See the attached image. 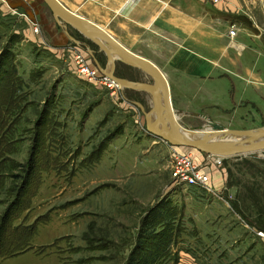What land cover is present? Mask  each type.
Masks as SVG:
<instances>
[{
  "label": "rangeland",
  "instance_id": "1",
  "mask_svg": "<svg viewBox=\"0 0 264 264\" xmlns=\"http://www.w3.org/2000/svg\"><path fill=\"white\" fill-rule=\"evenodd\" d=\"M241 1L251 5L263 31L258 42L264 43V0ZM4 24L0 18V55L5 52L16 65L23 100L20 110L8 117L0 223L18 198L25 171L32 167L28 208L16 224L33 226L36 235L31 250L1 258L0 264H127L144 219L160 203L177 212L178 232L159 264H264V231L250 225L257 209L246 203L245 210L241 200L251 189L254 201L264 207V152L224 156L222 165L216 166V156L157 140L148 132L154 116L148 92L91 82L80 73V63L98 72L92 55L104 71L109 70L106 55L91 41L77 33L79 45L72 50V61L54 63L33 47L19 46L10 24ZM114 74L154 84L149 75L123 60L116 62ZM169 85L184 130L210 126V121L228 131L264 129V102L251 88H219L212 99L201 88ZM241 96L256 105L241 103ZM226 114L234 119H226ZM189 153L198 165L205 161L197 156L212 159L210 168L220 172L225 183L220 193L213 187L175 183L170 162Z\"/></svg>",
  "mask_w": 264,
  "mask_h": 264
},
{
  "label": "crops",
  "instance_id": "2",
  "mask_svg": "<svg viewBox=\"0 0 264 264\" xmlns=\"http://www.w3.org/2000/svg\"><path fill=\"white\" fill-rule=\"evenodd\" d=\"M58 1L155 64L175 87L201 88L212 99L219 95V88H251L264 102V43L258 42L263 31L247 2L225 0L214 6L201 0ZM0 18L10 24L19 46L33 47L52 57L54 63L72 61V50H78V32L59 21L43 0H0ZM227 26L229 31L235 27V37L229 35ZM237 46L243 50L238 52ZM228 95L234 96L232 92ZM241 100L248 106L256 105L252 98ZM210 108L223 114L219 106ZM197 157L202 162L212 161L204 155ZM203 170L211 177V187L220 193L225 184L222 174L210 167Z\"/></svg>",
  "mask_w": 264,
  "mask_h": 264
},
{
  "label": "trees",
  "instance_id": "3",
  "mask_svg": "<svg viewBox=\"0 0 264 264\" xmlns=\"http://www.w3.org/2000/svg\"><path fill=\"white\" fill-rule=\"evenodd\" d=\"M6 57L3 52L0 55V173L3 166L2 154L5 151L6 138L9 130V119L12 111L20 110V104L23 100L21 92L23 83L20 80L16 65ZM7 61L6 64L4 62ZM32 167L26 170L27 179L18 193V198L10 205L0 223V259L11 258L31 250V241L36 235V229L33 226H24L23 223L16 224L29 204L31 194L32 179H28L32 174ZM246 196L241 197L244 209L247 210V204L251 203L257 209L256 219L250 225L256 229L264 231V207L259 200H255V195L251 189H246ZM257 206H261L258 209ZM238 213H242L238 205H234ZM177 212L168 205H159L151 209L144 219L139 238L135 248L132 250L127 264H159L165 258L173 245L174 238L177 235L178 227L175 226Z\"/></svg>",
  "mask_w": 264,
  "mask_h": 264
},
{
  "label": "water",
  "instance_id": "4",
  "mask_svg": "<svg viewBox=\"0 0 264 264\" xmlns=\"http://www.w3.org/2000/svg\"><path fill=\"white\" fill-rule=\"evenodd\" d=\"M43 1L59 21L91 41L106 55L109 65L111 66L110 71H102L99 62L96 60L95 56L92 55L99 71H101L103 75H106L109 79L115 81L126 89L146 91L152 96L153 109L157 118L153 124L150 123L148 125V132L154 138L167 144H171L174 147L195 149L208 156H240L264 152V140L261 142H252L255 137L264 138V129L251 132L228 131L224 129L225 131L222 134L239 137L243 140L242 144L234 147L205 144L184 139L181 126L173 108L169 87H167L168 91L166 90L168 84L165 76L155 64L132 53L97 25H94L84 18L70 12L61 5L58 0ZM122 59L128 60L133 66L149 75L153 79L154 84L131 82L115 76L114 71L116 62ZM158 87L163 92L166 111H164L163 102L159 97ZM158 125L161 126L160 129L155 130Z\"/></svg>",
  "mask_w": 264,
  "mask_h": 264
},
{
  "label": "built area",
  "instance_id": "5",
  "mask_svg": "<svg viewBox=\"0 0 264 264\" xmlns=\"http://www.w3.org/2000/svg\"><path fill=\"white\" fill-rule=\"evenodd\" d=\"M206 3H210L212 5L218 6L221 5L224 0H201ZM237 30L235 27H232L229 35L231 37H235L237 35ZM82 62V61H81ZM80 73H82L89 81H98L101 80L103 84H108L109 87H117L113 84L109 78L104 77L102 74H98L97 70H91L85 66L84 63L78 64ZM214 164L216 166L222 165V158L217 157L214 160ZM170 171L172 178L174 179L175 183L178 185H184L187 187H200L202 189H209L211 187V177L207 174L203 168L210 167L211 162L206 160L201 165L197 164L196 160L194 159L193 155L185 154V155H177L172 158L170 162ZM264 237V234H262Z\"/></svg>",
  "mask_w": 264,
  "mask_h": 264
},
{
  "label": "bare ground",
  "instance_id": "6",
  "mask_svg": "<svg viewBox=\"0 0 264 264\" xmlns=\"http://www.w3.org/2000/svg\"><path fill=\"white\" fill-rule=\"evenodd\" d=\"M125 63L132 65L131 62H129L126 59H122ZM150 62V61H149ZM101 68V66H100ZM111 66L109 65V70L110 71ZM102 71H104L101 68ZM99 71V69H98ZM100 72V71H99ZM101 73V72H100ZM163 73V72H162ZM103 74V73H101ZM163 75L165 76L166 82L168 84V86H166V90L168 91L169 87V92L171 94V89H170V85L168 82V78L167 76L163 73ZM104 77H107L106 75H103ZM108 78V77H107ZM110 81L113 82V84H115L117 87H122L120 84L116 83L115 81L109 79ZM119 85V86H118ZM159 89V97L161 98L162 102H163V107H164V111L165 110V104H164V98H163V92L161 91V89L158 87ZM166 115V113H165ZM157 116L156 113L154 112V116L151 118V124H153L156 120ZM210 126H205L203 128L200 129H191V130H184L182 129V136L184 139L189 140V141H195V142H200V143H205V144H215V145H221V146H225V147H234V146H238L240 144L243 143V140L239 137H233V136H229V135H225L222 134L225 130L217 125V124H213L211 121L209 122ZM213 124V125H212ZM161 126H157L155 128V130H159ZM264 138L262 137H255L253 138L252 142H261L263 141ZM224 157V156H221Z\"/></svg>",
  "mask_w": 264,
  "mask_h": 264
}]
</instances>
